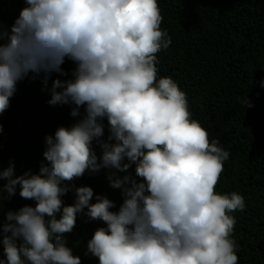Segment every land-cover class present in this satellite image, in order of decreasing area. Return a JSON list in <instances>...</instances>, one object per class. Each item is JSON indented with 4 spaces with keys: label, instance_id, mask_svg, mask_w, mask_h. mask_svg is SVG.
I'll use <instances>...</instances> for the list:
<instances>
[{
    "label": "clouds",
    "instance_id": "9594fccd",
    "mask_svg": "<svg viewBox=\"0 0 264 264\" xmlns=\"http://www.w3.org/2000/svg\"><path fill=\"white\" fill-rule=\"evenodd\" d=\"M24 3L10 30L0 24V113L30 72L45 85L66 76L67 58L72 78L53 80L48 103L70 105L79 119L45 137L38 172L0 166V208L17 189L35 202L0 221V264H81L66 240L81 214L105 225L87 243L99 264H238L229 213L245 208L244 197L216 192L230 152L191 118L177 83L158 78L157 53L171 44L158 0ZM240 103L253 106L247 96ZM101 168L113 170L118 209L89 186L66 205L69 182Z\"/></svg>",
    "mask_w": 264,
    "mask_h": 264
},
{
    "label": "trees",
    "instance_id": "16d2710c",
    "mask_svg": "<svg viewBox=\"0 0 264 264\" xmlns=\"http://www.w3.org/2000/svg\"><path fill=\"white\" fill-rule=\"evenodd\" d=\"M158 4L161 29L171 38L170 46L157 53L158 78L171 77L177 83L186 95L191 118L230 152L215 190L244 197L245 208L229 213L235 218L232 238L238 245V264H264V0H158ZM25 6L24 0H0V24L5 30ZM2 42L7 43V38ZM61 67L67 75L53 73L47 85L42 74L30 72L17 83L8 109L0 113V166L6 168L13 161L16 175L29 169L38 172L46 163L45 137L79 119L71 116L70 105L48 103L53 80L71 79L75 64L66 58ZM245 96L252 107L240 103ZM93 148L100 157V148L95 143ZM111 171L101 168L69 182L64 203H74L76 187L89 186L95 194L113 200L118 209L122 195L109 186ZM130 171L134 175V166ZM25 205L35 202L21 198L17 189L3 201L0 221L8 211ZM103 226L102 221L81 214L66 234L81 264H99L87 252V243Z\"/></svg>",
    "mask_w": 264,
    "mask_h": 264
}]
</instances>
